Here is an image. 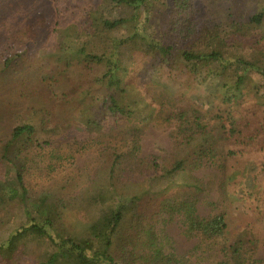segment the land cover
Masks as SVG:
<instances>
[{"label": "trees", "instance_id": "1", "mask_svg": "<svg viewBox=\"0 0 264 264\" xmlns=\"http://www.w3.org/2000/svg\"><path fill=\"white\" fill-rule=\"evenodd\" d=\"M50 1L55 28L68 42H50L45 54L33 55L36 66L44 60L54 70L36 69V82L19 95L20 120L2 146L0 210L12 203L23 212L0 241V264H188V257L160 242L154 223L164 213L181 215L186 234L216 244L222 255L216 264H249L264 235L251 224L232 235L226 210L201 215L196 200L206 185L189 166L216 157L226 169L221 157L232 160L251 149L258 155L255 176L264 181V4L250 11L259 0H211L219 12L214 15L196 0ZM105 5L120 14L107 16ZM155 18L158 35L149 31ZM200 79L212 85L205 96L192 93ZM25 81L16 83L24 88ZM159 118L177 124L190 155L169 163L139 155L143 127ZM65 122L113 150L109 186L79 196V206L93 212L81 232L64 226V204L31 196L24 179L22 149L39 142L42 130L56 132ZM187 170L185 190L169 196L173 180ZM137 171L140 192L131 203L122 179L135 183ZM253 199L255 223L264 230V189ZM30 239L47 244V259L31 258L26 249L15 254Z\"/></svg>", "mask_w": 264, "mask_h": 264}, {"label": "rangeland", "instance_id": "2", "mask_svg": "<svg viewBox=\"0 0 264 264\" xmlns=\"http://www.w3.org/2000/svg\"><path fill=\"white\" fill-rule=\"evenodd\" d=\"M210 1L196 0V5L203 11L206 8L207 13L217 15V6ZM162 3L170 4L171 0H162ZM263 4L264 0H259L258 3L252 4L249 10L255 11ZM163 7L159 6L158 9ZM103 8L107 16L120 14L118 9H111L108 5ZM57 21V12L50 0H0V156L4 142L10 137L9 129L20 120V114L17 113L24 106L23 100L19 102L20 93H28L27 90L31 89L29 85L36 82L39 74L36 69L42 68L43 74L54 70L53 65L44 60L36 66L34 61L31 62L33 55L41 57L45 54L49 50L50 42H68L66 38H60V28H55ZM150 24L149 31L158 35L159 20L155 18ZM66 56L70 59L72 54L67 52ZM8 59L13 61L3 70V65ZM19 78L26 79L24 85H27L24 88L16 83ZM211 87L208 80L200 79L196 81L192 93L205 96ZM10 105L12 107H9ZM211 123L217 121L212 120ZM177 127L175 122H166L161 118L146 122L140 137L139 155H159L164 163L190 155L192 148L182 142V134L178 132ZM91 134V137L97 135ZM82 135L79 130L69 128L65 122L56 132L42 130L37 135L38 144L22 149V156L27 160L24 179L29 194L33 197L46 195L64 204V226L70 232H81L83 226L92 218L93 212L79 206L80 194L88 193L96 187L109 186L110 163L107 156L113 150L105 143H95ZM257 157V153L250 149L232 160L221 157V161H227L226 169L219 166L216 157H206L202 162L198 160L199 162H192L189 166L192 173L200 177L206 185L197 194L199 213L210 215L226 210L229 213L232 235L248 224L254 225L259 235H264V230L255 223L256 201L253 196L260 194L264 189V181L255 176L259 169L255 162ZM126 177L127 179H122L126 182L122 188L132 198L133 203L138 201L140 192L136 179L142 178V174L140 171L134 174L131 180L135 183H131L127 175ZM189 181L187 170L173 180L168 195L178 196L185 190L182 187L187 186ZM22 212L12 203L0 210V241L5 240L19 225ZM154 224L164 249L174 251L177 256L188 257V264H216L217 259L222 256L216 244L213 247L198 236L191 237L186 234L183 217L177 213H164ZM27 241L24 246L18 244L15 254L26 249L31 258L47 259L50 253L47 244L36 239ZM249 264H264L263 242L252 254Z\"/></svg>", "mask_w": 264, "mask_h": 264}]
</instances>
